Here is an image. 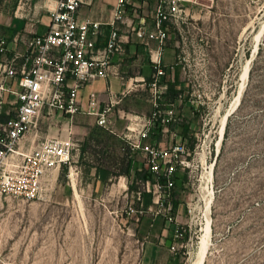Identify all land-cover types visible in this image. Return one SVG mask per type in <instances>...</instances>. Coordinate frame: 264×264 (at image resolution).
<instances>
[{
  "label": "rangeland",
  "instance_id": "obj_1",
  "mask_svg": "<svg viewBox=\"0 0 264 264\" xmlns=\"http://www.w3.org/2000/svg\"><path fill=\"white\" fill-rule=\"evenodd\" d=\"M190 22L188 35L212 32ZM263 27L264 0H220V26L213 31L220 39L209 36L218 72L197 78L204 106L189 140L193 165L180 172L196 203L185 264L196 258L206 217L211 234L204 264H264ZM77 172L62 169L60 182L72 186H56L43 199L0 197V264H137L139 235L126 210L137 204L133 195L144 192L143 183L130 182L121 203L110 187L94 189L88 167Z\"/></svg>",
  "mask_w": 264,
  "mask_h": 264
},
{
  "label": "crops",
  "instance_id": "obj_2",
  "mask_svg": "<svg viewBox=\"0 0 264 264\" xmlns=\"http://www.w3.org/2000/svg\"><path fill=\"white\" fill-rule=\"evenodd\" d=\"M157 2L126 1L124 19L117 23L123 49L111 56L106 76L95 77L79 91L81 112L70 117L61 112L43 111L35 119L32 131L20 142L19 150L31 153L49 137L73 141L71 165L54 167L42 177L40 199L47 197L46 193L56 186L70 185L60 182L62 169L68 167L79 172L81 167H88L94 189L110 187L112 199L121 203L128 200L129 183L141 181L144 192L137 191L133 195L145 211L142 217L135 219L139 235L137 264H185L196 203L192 194L184 189L187 187L186 176L180 177V172L185 173L193 165L194 150L189 147V140L194 139V119L199 117L204 106L195 92L200 85L197 78L218 72L215 69L218 59L210 48L209 36L220 39V33H213L220 26V0H184L185 15L169 22L163 55L165 76L159 107L155 108L150 101L153 74L150 51L157 46V41L149 39L148 33L155 31ZM56 3V0H0V37H8L11 42L17 35L45 33ZM117 7L118 0H86L79 10L80 21L99 23L97 45L101 52L113 29ZM187 21H191V25L211 26L212 32L199 38L188 35ZM138 31H144L145 36L141 37ZM2 61L0 54V82L5 73ZM6 80L15 85L13 79ZM68 81L72 83V79ZM4 100L5 116L12 110L16 97L5 93ZM108 104L112 105L109 124L102 126L94 111H102ZM155 111L159 113L158 118H153ZM147 129L148 136L142 138V132ZM138 142L140 147H135ZM148 145L164 149L167 154L162 163L164 167L175 154L176 147L189 153V164L177 167L176 187L163 208L158 205L159 185L163 180L150 169L144 150ZM13 160L18 162L21 157L15 156ZM189 209H193L192 214ZM119 212L122 210L115 211L116 214ZM180 224L188 228L182 239L187 247L173 250L174 245H179L175 231Z\"/></svg>",
  "mask_w": 264,
  "mask_h": 264
},
{
  "label": "built area",
  "instance_id": "obj_3",
  "mask_svg": "<svg viewBox=\"0 0 264 264\" xmlns=\"http://www.w3.org/2000/svg\"><path fill=\"white\" fill-rule=\"evenodd\" d=\"M86 0H56L51 23L45 33L35 36L17 35L10 42L8 37H0V54L5 70L0 82V197L38 199L41 195L42 177L57 166H70L73 160L74 144L71 139L49 137L38 149L31 153L19 150L20 142L32 131L35 119L43 111L61 112L73 117L81 112L78 101L79 91L97 76H106L111 56L123 49L121 36L117 28L118 21L124 19L125 3L118 0L113 29L106 47L97 45L99 23L79 20V10ZM184 0H158L155 12V31L148 38L157 41L150 51L153 74L150 81V101L159 107L162 81L165 76L163 55L169 35V22L181 19L185 15ZM141 37L144 31H138ZM12 43V47L9 44ZM13 79L15 85L6 79ZM69 79L72 83L69 84ZM5 93L16 97L12 110L5 114ZM91 103H94L92 98ZM94 111V110H92ZM112 105L95 112L102 126L109 124ZM155 111L153 118H158ZM149 129L141 137H147ZM135 147H140L136 143ZM146 159L153 173L160 176V208L171 199L175 185V173L178 165L189 164V153L176 147L175 154L163 166L166 152L161 146L144 147ZM21 157L14 161V157ZM9 167H14L10 169ZM192 214L193 209L188 210ZM126 213L139 219L145 213L142 206L131 204ZM188 233L185 225H178L175 238L179 245L173 250L186 248L182 239Z\"/></svg>",
  "mask_w": 264,
  "mask_h": 264
},
{
  "label": "bare ground",
  "instance_id": "obj_4",
  "mask_svg": "<svg viewBox=\"0 0 264 264\" xmlns=\"http://www.w3.org/2000/svg\"><path fill=\"white\" fill-rule=\"evenodd\" d=\"M263 29H264V27H263ZM256 50H257V47H256L255 51ZM250 61L251 60L247 61V65H246L244 73L242 74V78H247L248 77V73H249V70H250ZM241 93H242V91L240 90V92L238 93L239 95L237 96V98L240 97ZM227 116L228 115H225L223 117V120H222V123H221V127H222L221 135H223L224 128L226 126ZM219 136H220V131H219ZM219 146H220V138L218 140V147ZM210 202H211V200H210ZM208 207H209V205H208ZM202 231H203V233H202V236H201L200 241H199L198 250H197V253H196V258L191 264H204V262H205L206 255H207V253L209 251V247H210L211 220H210L209 217H206L205 223H204V225L202 227Z\"/></svg>",
  "mask_w": 264,
  "mask_h": 264
},
{
  "label": "trees",
  "instance_id": "obj_5",
  "mask_svg": "<svg viewBox=\"0 0 264 264\" xmlns=\"http://www.w3.org/2000/svg\"><path fill=\"white\" fill-rule=\"evenodd\" d=\"M262 49H263V44L260 45V49H259L258 55H259V53H261ZM255 61H256V58L254 59L253 63H254ZM148 177H149V176H148ZM130 189H131V188H130Z\"/></svg>",
  "mask_w": 264,
  "mask_h": 264
},
{
  "label": "water",
  "instance_id": "obj_6",
  "mask_svg": "<svg viewBox=\"0 0 264 264\" xmlns=\"http://www.w3.org/2000/svg\"><path fill=\"white\" fill-rule=\"evenodd\" d=\"M251 62V61H250ZM227 118H228V116H227Z\"/></svg>",
  "mask_w": 264,
  "mask_h": 264
}]
</instances>
